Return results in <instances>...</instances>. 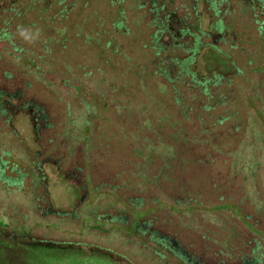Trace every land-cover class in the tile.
<instances>
[{
  "label": "rangeland",
  "instance_id": "obj_1",
  "mask_svg": "<svg viewBox=\"0 0 264 264\" xmlns=\"http://www.w3.org/2000/svg\"><path fill=\"white\" fill-rule=\"evenodd\" d=\"M260 1L56 0L11 21L25 51L0 53V89L47 120L0 110V264H264ZM171 9L203 33L190 69L223 77L213 98L158 74Z\"/></svg>",
  "mask_w": 264,
  "mask_h": 264
},
{
  "label": "trees",
  "instance_id": "obj_2",
  "mask_svg": "<svg viewBox=\"0 0 264 264\" xmlns=\"http://www.w3.org/2000/svg\"><path fill=\"white\" fill-rule=\"evenodd\" d=\"M24 1L25 0H0V46H1L0 53L2 52L4 53L7 47H12L14 51L24 52L25 49L23 46L20 45L15 46L14 34L10 31L9 28L11 21L17 18L19 19L23 18L26 12L30 10L32 7H34L36 4L42 3L41 13L45 14L48 12L47 11L48 7H51L56 0H51L49 2L45 0H29L25 3V6L23 5ZM228 1L229 0H208L207 3L209 9H212L214 16H217L219 13L217 7L220 4L226 3ZM245 1L247 2V4L251 5L252 0H245ZM57 2L58 4H60L62 0H57ZM259 2L261 1L259 0ZM261 6H264V1L261 4ZM192 8L193 10H195L194 5L192 6ZM65 9H69V8H65ZM160 9L164 10V7L161 6ZM225 13L229 14L228 11L226 10ZM2 14L5 15L2 17ZM120 14H121V20L120 23L117 24L119 27H117V25L114 26V28L117 30H120L123 27L122 10H120ZM193 14L196 16L195 11L193 12ZM189 18H190L189 14H186L185 17H181V16L179 17L176 15V11L174 9H171V11L167 15H165L163 18H160L159 21L154 22V24L156 25V30L151 36L152 38L151 42H153L152 48L155 51L154 53L155 58L156 57L158 58L157 61L159 64H157L158 65L157 71L159 75L163 76L168 81V83L172 88V92L174 94H176L178 91V89L174 86V82H176L177 80L182 78L183 75H185L188 76L189 79L193 82V85H195L193 86V88L194 87L198 89L200 88L203 94H205L209 98H213L214 96L211 95L208 91L210 88L220 83L223 77L217 75L209 78V76H207L204 78V80H197L196 74L194 73V71L190 69V66H192L194 63V58L198 52L199 46L201 45L200 35H202L203 33L196 26L194 32L191 31L190 29L191 24L188 23ZM258 28L259 30H261V26H259ZM213 29L221 31L222 30L221 22L218 21L213 27ZM164 34H167L170 37L171 45H167V43L159 41ZM184 37L192 38V44L190 47H188L186 43L180 42V40ZM177 50L186 52V54L188 55L180 59L179 58L180 55L176 52ZM168 51H170V54H167ZM172 67H175L176 69V74L173 76H172V70H173ZM229 81L226 82L230 83ZM164 88H167L166 85L164 86ZM7 95L10 96V103L12 107L16 105V103L18 104L20 101H22L19 99L20 97L19 92L11 94L9 92H5L4 90L0 89V97L4 99L7 97ZM214 99L218 101V103L222 104L223 98L219 93L216 94V98ZM176 100L178 102H181L180 98L178 97H176ZM21 103L22 102H20V104ZM23 103L27 104L26 109L30 113V119L32 120V122L33 121L36 122V120L38 119L43 121L47 120L44 108L42 106L28 103L26 101H23ZM204 109H206V107H204ZM1 111L6 112V108L5 109L4 107L1 108ZM147 215H149V213ZM35 245L44 246L45 244L40 242L38 244L35 243Z\"/></svg>",
  "mask_w": 264,
  "mask_h": 264
},
{
  "label": "flooded vegetation",
  "instance_id": "obj_3",
  "mask_svg": "<svg viewBox=\"0 0 264 264\" xmlns=\"http://www.w3.org/2000/svg\"><path fill=\"white\" fill-rule=\"evenodd\" d=\"M4 100V101H3ZM27 106V104H25V103H16V105H14L13 107L11 106V103H10V96H8L7 95V97L6 98H2V97H0V110H1V108H6V112L7 111H10L11 110V108H14V110H16L17 111V113H19V112H27L26 110V107ZM27 114H29V117H30V113L29 112H27ZM39 120V119H38ZM38 120H36V122L35 121H33V123H35L36 125H35V127L37 126V124H38Z\"/></svg>",
  "mask_w": 264,
  "mask_h": 264
}]
</instances>
